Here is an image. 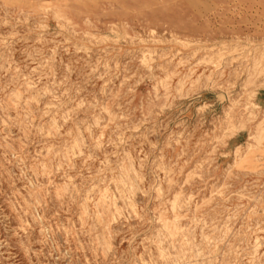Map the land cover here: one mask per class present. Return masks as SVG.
<instances>
[{"label":"rangeland","instance_id":"rangeland-1","mask_svg":"<svg viewBox=\"0 0 264 264\" xmlns=\"http://www.w3.org/2000/svg\"><path fill=\"white\" fill-rule=\"evenodd\" d=\"M0 264H264V0H0Z\"/></svg>","mask_w":264,"mask_h":264}]
</instances>
